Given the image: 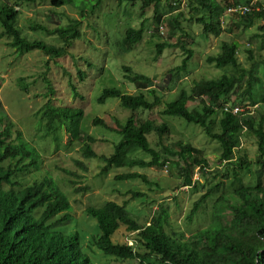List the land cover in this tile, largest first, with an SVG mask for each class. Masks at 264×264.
Segmentation results:
<instances>
[{
    "label": "rangeland",
    "instance_id": "374dc122",
    "mask_svg": "<svg viewBox=\"0 0 264 264\" xmlns=\"http://www.w3.org/2000/svg\"><path fill=\"white\" fill-rule=\"evenodd\" d=\"M219 1L225 2V0ZM6 3L8 2L0 0V11ZM253 3L258 9L264 8V0H254ZM76 4L55 8L47 2H23L18 6L20 11L18 28L30 40L41 39L48 43L62 45L58 37L48 36L45 32L35 31L30 27L33 24H41L54 28L68 23L72 17L82 18L80 7ZM161 5L163 15L160 21L166 31L164 34L156 30L154 4L142 7L143 2L140 0L131 3L102 0L101 5L83 19L82 35L74 41L72 47H68L67 55L56 59H50L38 50L19 55L10 45L11 39L0 36V121L2 128L10 122L13 124V134L8 140L18 143L22 138L30 142L29 148H35L36 153L41 154L36 162L41 163L40 167L44 172L54 176L59 187L67 194L73 208L70 214L76 222L81 217L87 220L86 207H102L107 200L116 201L119 204L126 202V207L133 213L139 212L138 215L142 221L144 216L157 211L159 204H164L171 215L170 221L174 229L184 232L185 240L190 241L192 234L199 229L207 227L217 229L221 225L230 224V217L227 214L217 217L214 211L212 212V203L222 191L227 192L239 185L232 175L234 163L238 162L236 158L233 163L221 162L220 144L208 139L200 127L188 124L184 119L164 115L161 112L165 104L157 106L153 111L142 110L136 114L138 118H150L157 123L168 124L169 131L161 138L165 145L172 146L173 142L183 140L203 150L209 162V169L206 176L201 179H199L198 169L195 170L193 180L201 182L198 189H195L182 185L178 168L171 163L163 168L112 167L103 173L105 162L101 158L83 156V139L74 140L66 127H62L58 131L62 138L57 143L54 138L41 137L44 135V127L39 123L42 109L49 100L55 106L81 108L84 111L80 127L83 135H92L96 139L92 147L98 155L109 156L114 152V143L119 140L116 131L112 129L117 128L116 119L123 122L131 112L121 107L117 98L110 97L106 103L102 104L98 101V97L108 86L120 87L130 94L138 92L137 87L126 78L127 72L124 66L152 77L166 103L178 98L181 90L190 92L195 81L217 78L225 73H235L231 66L219 68L208 59L209 56L220 53L223 41L238 43V57L242 66L249 68L253 62L257 63L261 83L257 84L255 91L258 95L264 96V65L261 63L264 60V30L260 28L264 24L263 18L257 19L252 27L243 29L240 26H234L238 22V17L225 15L222 20L223 33L216 37L213 34H205L203 25L197 21L202 16H208L207 10L188 9L186 1L177 10L172 9L171 4L165 0L161 2ZM173 17H177L181 24L180 30L172 28L169 19ZM142 22L146 24L142 41L131 49H127L124 42L127 28L130 26L139 28ZM2 31L3 27L0 24V34ZM163 41L171 42L176 46L165 48L163 54L157 57L156 45ZM180 41L183 42L184 48L193 50V56L188 61L185 71L172 82H166L169 71L179 66L187 55L183 47L178 44ZM248 50L252 51L253 59L249 58ZM46 79L50 81L53 91H49ZM21 80L29 84L28 91L21 88L20 85L23 82ZM163 81L166 82L167 87L159 88ZM235 97L236 95L233 94L231 99ZM201 104L199 100H194L189 102V107L193 108ZM96 117L102 119L108 127L96 125L94 123ZM19 132L22 134L20 139L17 138ZM149 140L154 148L161 149L158 145L160 141L158 135H150ZM235 152L237 158L244 155L252 162L250 172L239 171L242 182L255 185L261 168L257 162L260 154L257 137L245 132ZM137 155L147 157L142 152ZM76 161L84 162L86 168L79 166ZM218 168L229 176L218 175L216 172ZM132 171L145 173L151 182H157L159 186L156 187L141 179L119 180L117 178L123 173ZM261 179L264 185V172ZM218 181L223 184L220 190L216 191L214 198L209 199L210 212L205 206L198 210L189 221L188 215L195 201L207 191L211 184ZM80 187H87V189L78 192L76 189ZM131 190L143 191L145 196L133 198ZM78 226L80 228L82 224ZM76 230H78L77 226L73 231ZM96 262L113 264L111 259L104 257ZM121 264L140 263L139 260H133Z\"/></svg>",
    "mask_w": 264,
    "mask_h": 264
},
{
    "label": "trees",
    "instance_id": "16d2710c",
    "mask_svg": "<svg viewBox=\"0 0 264 264\" xmlns=\"http://www.w3.org/2000/svg\"><path fill=\"white\" fill-rule=\"evenodd\" d=\"M7 1L0 11V24L3 31L0 36H7L11 39L10 45L15 49L16 53L23 55L33 50L42 52L50 59L61 58L67 55L68 47L73 45L74 41L81 37V24L84 18L89 16L95 8L101 5L102 0H4ZM47 2L55 8L77 3L80 7L81 17L70 18L69 22L49 28L41 24L31 25L32 30H40L48 36L58 37L62 41V45L48 43L41 39L30 40L24 36L18 28V19L20 11L15 7L23 2ZM77 1V2H76ZM127 2H135L137 0H120ZM143 2L142 7L151 4L155 6L154 20L158 26L161 22L163 13L161 12V2L163 0H140ZM171 4L172 9L177 10L181 4L186 1V7L193 10L205 9L208 16H202L197 21L203 25L205 34H213L219 37L223 33L222 20L226 15L227 8L236 5H249L254 0H225L221 3L219 0H165ZM82 4V6H81ZM255 7V6H254ZM181 15V13H180ZM238 22L234 26H240L243 29L252 27L257 19H264V8L253 9L250 12L241 15L236 13ZM172 28L181 29L177 17L169 19ZM156 26V27H157ZM264 30V24L260 27ZM146 24L142 22L139 28L128 27L125 33L124 42L127 49H131L137 43L142 41ZM157 30V29H156ZM158 32V30H157ZM159 33V32H158ZM175 31L173 32V34ZM186 52V57L182 63L168 73V81L172 82L181 72L185 71L188 61L193 56L192 49L184 48L183 42H178ZM168 41L157 43L156 56L159 57L167 47H174ZM239 45L236 41H223L221 51L217 55L209 56L210 62L215 63L219 68L231 66L235 73L223 74L217 78L201 79L195 81L191 91L181 90L179 97L164 102L162 93L158 92V86L154 83L152 77L138 73L129 66H124L126 78L132 82L138 89L137 93L130 94L124 92L120 87H105L98 97V101L102 104L106 103L108 98H117L121 107L129 110L131 114L125 121L116 119V131L119 140L114 143V152L107 155H98L93 149L92 144L96 139L92 135H83L81 123L84 118V111L81 108H73L66 106H55L49 100L42 109L40 116V125L44 127V137L54 138L57 143L61 140L58 132L62 127H66L74 140L79 138L84 140L82 154L86 158H101L105 165L103 173L109 171L112 167H139L163 168L171 163L178 168V174L182 177V185L189 188L198 189L201 185L200 180H193L194 172L198 169L199 179L206 176L209 169V162L201 148L195 147L191 143H185L178 140L172 143V146L165 145L162 136L169 131L167 123H157L154 119H142L136 115L138 111H153L157 106L165 104L162 112L166 116L178 117L184 119L186 123L194 124L200 127L208 139L216 141L220 144L222 151L220 155L221 162L233 163L234 158L238 162L234 163L233 177L239 182V185L227 192L222 191L212 203V212L217 217L227 214L230 217L229 225H221L217 229L207 227L197 230L192 234L190 241L184 239V232L175 230L170 221V213L164 204H159L157 211L151 224L148 222L141 223L136 218H131L126 206L118 204L115 201H106L101 209L91 207L93 216H106L108 220H112V228L99 224L98 240L99 246L107 253L116 256L131 257L129 249L119 244H113L111 240L105 237V232L111 235L115 232L116 226L121 223L128 225L129 229L139 230V237L144 240L145 249L149 253L161 256L162 261L157 260L158 264H264V185L262 176L264 172V96L258 95L256 90L257 84L261 83L258 75L257 63L253 62L249 68L242 66L239 57ZM249 58L253 59L252 51L248 50ZM264 65V60L261 62ZM260 63V64H261ZM81 76L83 73L80 72ZM23 81V82H22ZM21 88L28 91L29 84L21 80ZM49 91H53L51 83L45 80ZM166 82H162L159 88H166ZM245 86V87H244ZM236 95V102L244 104L249 101L251 104H259V107L251 113L234 114L225 112L222 108L223 103ZM77 95V93H76ZM199 100L202 104L193 108L189 107V102ZM96 125L108 127L100 118H95ZM2 122L0 121V129ZM13 124L10 122L3 131L0 132V143L3 144L6 152L2 158L10 157V169H14L17 163L19 167L23 160L28 161L29 165L36 164V159L40 157L37 150L29 148V143L22 140V134L18 133V143L7 141L13 134ZM248 132L257 137L258 148L260 151L257 162L261 165L258 172L255 185L245 184L239 171L247 170L250 172L251 160L244 155L236 157L235 149L240 146L241 136ZM7 133V134H6ZM6 134V135H5ZM156 134L160 141L158 145L161 149H156L151 145L149 136ZM40 138V134L38 135ZM8 151V152H7ZM142 152L147 157H140L137 153ZM36 154V157H35ZM239 159V160H238ZM1 163V159H0ZM82 168L86 165L82 161H76ZM28 168V166H25ZM22 169L19 170H23ZM5 167L0 164V172ZM70 174L74 172L68 171ZM218 175L229 176L223 173L220 168L216 169ZM119 180L134 179L143 180L156 187L157 182H151L145 173L139 171L126 172L117 176ZM75 183V182H74ZM222 182L218 181L211 184L207 191L195 201L188 220L191 221L198 209H211L209 199H213L217 190H220ZM87 187H80L78 192L85 191ZM42 194L47 195L48 189H42ZM132 197H144L145 192L140 190H131ZM227 194V195H226ZM56 201L50 203L52 209L70 208L69 200L61 190L52 192ZM213 197V198H212ZM209 201V202H208ZM210 206V209L208 208ZM58 209V210H59ZM26 221L21 219L18 210L5 199L0 200V264H65L67 261L64 252L69 249H75L80 246L81 238L77 233L71 234L72 237L62 242L60 246L52 247L47 245V249H41L39 246V237L37 232L32 228L23 227ZM65 247V248H64ZM144 252L143 260L148 264H155L149 258L150 254ZM52 255V256H48ZM169 262V263H168Z\"/></svg>",
    "mask_w": 264,
    "mask_h": 264
},
{
    "label": "clouds",
    "instance_id": "9594fccd",
    "mask_svg": "<svg viewBox=\"0 0 264 264\" xmlns=\"http://www.w3.org/2000/svg\"><path fill=\"white\" fill-rule=\"evenodd\" d=\"M15 8L19 10L18 6ZM161 24L162 22H160L157 26L158 32ZM4 128H2L1 124L0 132L3 131ZM6 138L8 141V137ZM5 154L6 152L4 151L3 144L0 143V164L5 167V170L0 172V200L5 199L9 203H12L15 209L18 210L21 219L26 221V224L23 227L32 228L37 232L39 237V246L42 250L44 248L47 249V245L52 247L60 246L61 248L62 242L67 240L65 244L66 247L72 237L71 234L77 233L81 238L80 246L64 252V255L69 252V254L65 256L67 259V261L65 260V264H101L97 263L96 260L103 257L111 259L113 264H121L122 262H129L133 260H139L140 264L147 263L146 260H143L145 259L144 252H149L145 249L146 246L144 244V240L139 237V230L129 229L128 225L123 224L120 221L115 227V232L111 235V233L107 231L105 232V237L108 240H111L113 244H119L122 247L129 249L132 256L122 257L107 253L99 246L97 235L98 226L99 224H102L107 228H112V220H108L106 216H93L91 207L94 208L95 206H88L85 208L87 220H83L81 217L76 222L70 214L73 210L71 200H69L67 194H65L59 187V184L54 176L41 169V163L36 162L34 165H29L28 161L23 160V163H20L21 165L19 167L17 166V163L12 164L15 167L11 171L10 165H8L11 161L9 159L10 157L2 158ZM25 166H28V168H25ZM23 167V170H19ZM42 189H48L49 193L47 195L42 194ZM56 190H61L62 193L66 195L69 200L70 208L59 209L61 203L57 209L49 207L50 203H54L56 201L55 196L51 195L52 192H55ZM123 205L126 206V202ZM95 208L101 209V207ZM126 209L131 218H136L141 223L148 222L147 226L151 224L150 222L156 212L153 211L150 215L144 216L142 221L141 217L138 215L139 212L133 213L127 207ZM80 224H82V227L79 228L78 225ZM75 226H77L78 230L73 231ZM120 231H123V233H119ZM117 235L120 237H117ZM115 239H118V241H115ZM149 254L150 260L155 262V264H158L157 260L163 262L160 255L156 256V254L153 253ZM166 263L167 262H164V264Z\"/></svg>",
    "mask_w": 264,
    "mask_h": 264
},
{
    "label": "built area",
    "instance_id": "2783aa9c",
    "mask_svg": "<svg viewBox=\"0 0 264 264\" xmlns=\"http://www.w3.org/2000/svg\"><path fill=\"white\" fill-rule=\"evenodd\" d=\"M254 6L255 4L253 2L249 5L231 6L227 8L226 14L235 15L236 13H239L241 15H244L253 9H258L256 8V6L255 7ZM159 32L161 34H164L166 32L162 24L159 26ZM247 102L249 101H246L244 104H239L236 102V98H233L223 103L222 108L225 112H232L234 114H239V113H246L247 111L252 113L254 109L259 107V104H251L250 102L249 103Z\"/></svg>",
    "mask_w": 264,
    "mask_h": 264
}]
</instances>
